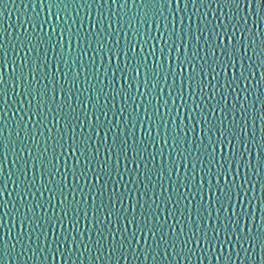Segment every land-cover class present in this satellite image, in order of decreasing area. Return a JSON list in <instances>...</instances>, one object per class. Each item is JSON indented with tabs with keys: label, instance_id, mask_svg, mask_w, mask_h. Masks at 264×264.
<instances>
[{
	"label": "snow or ice",
	"instance_id": "obj_1",
	"mask_svg": "<svg viewBox=\"0 0 264 264\" xmlns=\"http://www.w3.org/2000/svg\"><path fill=\"white\" fill-rule=\"evenodd\" d=\"M24 7L0 28V264H264V0Z\"/></svg>",
	"mask_w": 264,
	"mask_h": 264
},
{
	"label": "water",
	"instance_id": "obj_2",
	"mask_svg": "<svg viewBox=\"0 0 264 264\" xmlns=\"http://www.w3.org/2000/svg\"><path fill=\"white\" fill-rule=\"evenodd\" d=\"M6 2L9 5L6 9H4L2 6H0V13H2V15H0V28H6L9 25H12L13 28L10 29V31L12 32V35L15 36L18 30L21 32L23 31V29L20 28V23L24 19V14L25 13L31 14L32 9L30 7L27 9L24 7V4H27L29 2V0H6ZM37 11H39V9H37ZM72 15H74V13L70 14L69 19H71ZM81 16L84 17V22H85V25L87 26L88 20H87V17L84 16V10L81 11ZM18 17H19V19H18ZM93 17H95V10L94 9H93ZM53 22H55L54 19H53ZM25 27H27L29 31L32 30L31 27L28 25H25ZM114 27H115V25H114ZM261 30L264 31V24L261 25ZM153 34L154 35L156 34L154 28H153ZM52 55H53L52 52L49 51V57L50 58L52 57ZM97 62L99 63V61H97ZM5 70H6L5 75L7 78V76L11 74V71H12L11 66L5 65ZM52 70H54V69H52V68L49 69V71H52ZM101 71H102V69H101ZM189 71H190V69H189ZM208 79H211V77L209 76ZM81 83H83L82 78H81ZM120 83H122V81H120L119 77H118L117 78V86H119ZM17 91H20V89H17ZM218 98L219 97H217V99ZM117 102L119 103V99ZM129 103H131V101ZM189 103H190V101H189ZM259 107L260 106L258 104L257 108H259ZM139 111L141 112V115H143V109H139ZM21 115H22V113H21ZM184 115H185V113L182 112L181 118H183ZM9 118L11 119L10 113H9ZM101 119H103V117H101ZM109 119H114L111 112H109ZM185 122L187 123V121H185ZM177 123H179V121H177ZM257 125H259V121H257ZM49 126L51 127V125H49ZM199 131H200L199 128H197V133H199ZM137 133H138V135L140 134L139 125L137 126ZM161 133L163 134V129H161ZM153 134L155 135V132H153ZM257 137L259 138V127L257 128ZM165 154L167 155V153H165ZM5 164H6V169L14 167V165L11 163V158L9 159V161H6ZM121 167H123V166H121ZM181 175H183V169H181ZM125 179H127V177H125ZM81 183H82V181H81ZM166 187H167V184H166ZM11 188H12V185L9 184V189L11 190ZM157 190L159 191V189H157ZM257 194L259 195V187H257ZM5 198H7V197H5ZM12 199H15V194H13ZM126 203H127V201H126ZM9 207H11V205H9ZM162 215H166V213H162ZM257 217H259V211H257ZM113 219H115V218H113ZM5 221L9 223V226H11L7 217L5 218ZM85 223L86 222L82 219L80 227L83 228ZM169 223H173V221L170 219ZM13 231L15 233L16 230L14 229ZM257 251H259V249H257ZM210 259H211V257H210ZM60 264H64V262L60 261ZM69 264H71V262H69ZM124 264H126V262H124ZM136 264H139V262H136ZM183 264H189V262L184 261ZM192 264H198V262L194 259L192 261ZM203 264H209V260H205L203 262ZM211 264H217V262L215 260H211ZM219 264H224V261H220ZM236 264H240V261H236Z\"/></svg>",
	"mask_w": 264,
	"mask_h": 264
}]
</instances>
